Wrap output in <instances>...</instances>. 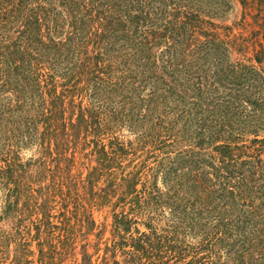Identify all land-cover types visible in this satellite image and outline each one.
I'll use <instances>...</instances> for the list:
<instances>
[{
  "label": "trees",
  "instance_id": "16d2710c",
  "mask_svg": "<svg viewBox=\"0 0 264 264\" xmlns=\"http://www.w3.org/2000/svg\"><path fill=\"white\" fill-rule=\"evenodd\" d=\"M217 1L0 0V264H264V45Z\"/></svg>",
  "mask_w": 264,
  "mask_h": 264
},
{
  "label": "rangeland",
  "instance_id": "374dc122",
  "mask_svg": "<svg viewBox=\"0 0 264 264\" xmlns=\"http://www.w3.org/2000/svg\"><path fill=\"white\" fill-rule=\"evenodd\" d=\"M224 2V4H228V9L226 10V14L224 17L216 21L217 24L224 28H232L233 32L235 35L241 34L243 38L246 40L247 43H250L254 40H258L259 43H262L264 45V1L263 0H247L246 5L242 3L241 0H218L217 2L220 3ZM241 24H247L248 26L244 29L240 28ZM258 50V49H257ZM250 53L246 54L247 58H252L255 56V53L253 51V48H250ZM237 58H243L241 57V54H232V59H237ZM260 66V65H258ZM264 67V66H263ZM262 68V67H261ZM136 134L131 133L128 129H124L123 133L121 134L120 138L124 142H134L136 140ZM183 148L182 150L187 149L185 144L181 145ZM177 149V154H172L171 156L175 158L178 153L181 152V148H176ZM204 150L205 153H208L209 146L206 145ZM34 152V148L25 150L22 154V157L26 160L29 159ZM142 153V152H141ZM140 153V154H141ZM163 155V154H162ZM146 155H144L143 160H145ZM165 156H162V158ZM155 158H150L148 162H146V165L149 168L154 169V176L156 173V176L158 177V185L159 187H163V177L160 173H162V170H160L157 167V163L159 161H155ZM182 159V157H181ZM159 160V159H158ZM182 161V160H181ZM139 161H137L138 163ZM153 173V172H152ZM1 206V205H0ZM1 214V213H0ZM161 215V213H158ZM169 215V212L165 213ZM97 222L98 224H101L105 221V215H97ZM110 224L111 222H107ZM156 223L159 226V229H163L165 225L170 224L169 220L167 217H164L161 215V217L158 218ZM0 227L3 229H7L9 227V224H0ZM142 231H145V227H141ZM110 228L107 230L106 238H108Z\"/></svg>",
  "mask_w": 264,
  "mask_h": 264
}]
</instances>
